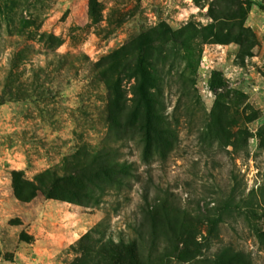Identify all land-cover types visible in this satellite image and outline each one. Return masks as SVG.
Wrapping results in <instances>:
<instances>
[{
	"label": "rangeland",
	"instance_id": "obj_1",
	"mask_svg": "<svg viewBox=\"0 0 264 264\" xmlns=\"http://www.w3.org/2000/svg\"><path fill=\"white\" fill-rule=\"evenodd\" d=\"M253 1L0 0V264H128L135 243L143 264H264ZM140 64L163 77L160 146L107 115L104 81L132 98ZM160 199L169 222L146 213Z\"/></svg>",
	"mask_w": 264,
	"mask_h": 264
},
{
	"label": "trees",
	"instance_id": "obj_2",
	"mask_svg": "<svg viewBox=\"0 0 264 264\" xmlns=\"http://www.w3.org/2000/svg\"><path fill=\"white\" fill-rule=\"evenodd\" d=\"M249 4H254L253 0H247ZM127 69V68H126ZM127 76L133 77L135 83L132 85V98L126 96L125 90L122 88L120 81L118 79L113 80H106L104 81L106 86V110L108 119L112 126L116 127L120 125L121 128L124 130H129L134 128L138 132H143L147 135V144H151L152 141H157L156 144L160 146L164 139V135L172 134V130L167 126L168 122L165 121L164 117L162 116L161 110L162 101L160 98L163 95L164 85H162L163 77L158 75L157 72L151 71L148 72L146 68L143 67L142 64L137 65L136 67H129ZM130 103V104H128ZM116 133L119 134H130L129 132H123L120 129H114ZM137 134V133H136ZM153 135L150 137V135ZM131 138V137H130ZM152 138V139H151ZM152 140V141H151ZM113 169L114 171L120 170L118 167L113 165L112 167H100L99 171L95 173V176L100 178V173L110 176V171L107 173L108 170ZM110 178V177H109ZM117 180V178L115 179ZM52 190L55 188H61L66 190L67 192L71 193L70 189L67 187L69 186L67 183L60 187L57 186L55 182H51ZM48 196L51 198L57 199H64V200H71L69 197H58L53 192L48 193ZM147 198V196H146ZM77 202V201H76ZM252 202L248 206H252ZM237 209V207L232 205L230 200L224 201L223 206L220 208L221 212L218 215L219 217L214 219L212 224L214 227H217L219 222L222 221L223 214H229L232 210ZM177 210L176 207L172 206V204L168 205L167 200L160 199L156 200L154 204H148L146 208V213L148 215H155V211L162 212V216L164 218L168 217L172 212ZM178 211V210H177ZM169 222V221H168ZM153 230V227H152ZM155 232L150 233L151 245L154 244V234ZM138 246L135 243V247L130 248L127 251L129 255L128 264H143L142 261L139 259L137 255ZM228 256L233 259L238 255L231 253V249H227ZM169 250L165 251V257L170 258L172 255L168 253ZM121 257V256H120ZM121 259V258H120ZM116 260L114 264H123L122 260Z\"/></svg>",
	"mask_w": 264,
	"mask_h": 264
}]
</instances>
